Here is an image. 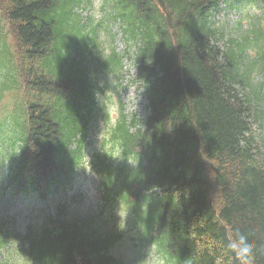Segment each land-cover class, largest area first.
I'll list each match as a JSON object with an SVG mask.
<instances>
[{
	"label": "trees",
	"instance_id": "obj_1",
	"mask_svg": "<svg viewBox=\"0 0 264 264\" xmlns=\"http://www.w3.org/2000/svg\"><path fill=\"white\" fill-rule=\"evenodd\" d=\"M253 1L112 0L104 17L120 18L127 38L139 41L135 80L149 113L128 119L121 107L107 138L117 153H94L100 199L129 214L138 240L153 243L170 264H239L227 247L237 230L253 243L255 264H264V141L252 130L257 97L245 91L244 45L221 46L212 22L222 4ZM80 3L0 0V64L7 68L0 99L10 92L13 114L0 118V143L12 156L7 181L34 200L70 185L80 165L95 109L90 74L122 67L113 49L102 55L95 28L74 12ZM253 33L264 74V29ZM65 207L59 203L23 235L0 218V249L11 243L36 264H124L110 253L118 230Z\"/></svg>",
	"mask_w": 264,
	"mask_h": 264
},
{
	"label": "rangeland",
	"instance_id": "obj_2",
	"mask_svg": "<svg viewBox=\"0 0 264 264\" xmlns=\"http://www.w3.org/2000/svg\"><path fill=\"white\" fill-rule=\"evenodd\" d=\"M110 4V0H81L78 5L87 9V28H95V40L100 43L99 49L103 56L110 55L112 49L116 53L121 52L127 43L120 33L113 38L112 33L106 31L112 30L110 24L108 27L109 21L104 19L110 11ZM212 22L221 39L219 44L224 48L236 50L238 43L245 45V64L242 66L244 82L247 83L245 91L257 97L256 104L252 105L256 111L252 118V130L257 138L264 141V74L261 72L260 62L255 61L256 44H260L261 40H257L253 33V30L264 29V0L223 7L214 15ZM111 27L116 31L117 24L112 23ZM5 30L3 24V33ZM6 40L11 48L10 36L7 35ZM4 72L0 68V81ZM135 72L133 61L126 59L121 77L118 78L114 72L113 76L108 74L96 81L97 86H104L103 92L98 94V106L101 108L90 116L80 165L72 176L70 185L50 195L48 199L34 200L29 195L15 191V187L6 178L8 158L12 156H6L8 148L6 144L0 143V218L10 220L17 235H23L30 224L41 222L47 214L58 211L57 205L62 203L66 204L64 210L67 214L94 215L101 227L118 230L121 236L113 242L110 251L124 264H170L157 253L153 243L138 240L137 228L131 222L129 214L116 205L102 204L100 182L94 170V153L98 149L112 150L113 155L117 153L107 138L119 115L120 106L123 104V111L128 117L136 114L143 119L148 114L144 87L137 88L133 81ZM2 104L4 109L10 110L5 115H13L10 92L3 93L0 99V105ZM8 246L9 248L4 246L0 249V264H36L23 259L13 244Z\"/></svg>",
	"mask_w": 264,
	"mask_h": 264
},
{
	"label": "clouds",
	"instance_id": "obj_3",
	"mask_svg": "<svg viewBox=\"0 0 264 264\" xmlns=\"http://www.w3.org/2000/svg\"><path fill=\"white\" fill-rule=\"evenodd\" d=\"M227 247L234 254L235 259L239 261V264H255L254 245L248 240L246 234L237 230Z\"/></svg>",
	"mask_w": 264,
	"mask_h": 264
}]
</instances>
